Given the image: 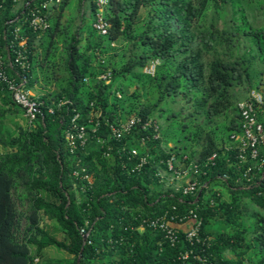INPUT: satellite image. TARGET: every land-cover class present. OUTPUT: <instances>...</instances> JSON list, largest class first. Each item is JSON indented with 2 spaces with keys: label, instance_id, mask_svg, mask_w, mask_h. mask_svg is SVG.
Wrapping results in <instances>:
<instances>
[{
  "label": "trees",
  "instance_id": "16d2710c",
  "mask_svg": "<svg viewBox=\"0 0 264 264\" xmlns=\"http://www.w3.org/2000/svg\"><path fill=\"white\" fill-rule=\"evenodd\" d=\"M83 1L66 13L72 0H25L18 8L17 0H0V52L25 50L28 86L44 102L33 125L19 124L17 134L0 109V264H264V165L240 158L232 137L241 130L237 103L248 96L239 86L249 92L263 82L264 25L248 20L240 0H109V32L102 34L93 25L96 0H85L90 15ZM230 3L239 22H206L209 4L221 15ZM38 8L49 23L44 31L30 25ZM123 40L130 52L119 63L112 43ZM155 59V73L146 72ZM108 71L107 82L100 74ZM0 93L13 112L22 110L7 87ZM97 110L93 131L89 118ZM76 112L88 138L72 149L66 132ZM133 115L141 120L132 132L111 138L108 123ZM258 117L264 123V105ZM148 120L158 129L145 126ZM173 153L186 166L199 163L201 190L183 194L166 184ZM191 209L201 219L193 241L181 225ZM164 214L176 220L174 243L144 224ZM51 246L69 256L44 261Z\"/></svg>",
  "mask_w": 264,
  "mask_h": 264
},
{
  "label": "built area",
  "instance_id": "2783aa9c",
  "mask_svg": "<svg viewBox=\"0 0 264 264\" xmlns=\"http://www.w3.org/2000/svg\"><path fill=\"white\" fill-rule=\"evenodd\" d=\"M108 2L109 0H96L98 9L93 25L102 34H107L110 27V21L104 15L105 6ZM42 5L46 7L48 2L45 1L42 3ZM30 25L35 31H44L48 28L49 23L44 15L40 12L39 8L32 10ZM14 32L16 36L19 37L20 27L17 26L14 29ZM158 62V59L151 61L145 66L144 70L148 73L154 74ZM28 67V58L25 54V50L22 47L15 48L13 56H11L9 49L6 53L0 52V86L1 88H8L14 102L23 110L24 116L27 118L28 125L32 126L34 121L38 118L41 111V105L44 102L39 98L34 90L28 86ZM110 76L111 71L100 74V77L104 78L107 82L110 80ZM67 101L69 100L62 99L60 100V103H65ZM237 105L240 112L241 130L232 134L235 145L234 147L239 148L238 156L242 159H247V155L252 158H257L258 164L256 165L261 168L264 165V156L261 154V150L264 149V123L259 119L258 113L264 105V93L258 89H251L249 95L246 98L239 100ZM50 111H53L52 107L50 108ZM100 114L101 111H94L89 118L93 123V131H96L99 127ZM79 116V112L74 114L72 117V127L66 132V138L69 142V146L72 149L76 148L78 145H85L88 138L87 126L86 124L78 123ZM139 120H141L140 116L133 115L125 120L109 122L108 126L110 137L121 139L125 134L132 132L133 126ZM147 125H154L155 129H158L156 121H145V126ZM156 136H158V134H156ZM99 140L103 141L102 138H99ZM111 148L112 145H108V150L105 152L109 154V150H111ZM130 153V156H136L138 154V149L136 147H132ZM216 156L217 152H214L207 158V162H213ZM146 162V155L141 156L139 162L135 166V169L140 168ZM167 165L168 169L175 177L184 178L183 183H181L176 190H181L183 194H194L198 190H201V183L194 178L196 173H198L200 170V165L198 162H192L190 165L186 166L185 163L179 160L173 153L168 157ZM253 166L254 164L248 166L245 174L249 173ZM74 173L77 174V170H75ZM225 176L226 175H224V177ZM84 177L91 179V176L88 174L84 175ZM187 217L188 219L186 222L181 224L186 230V238L190 241H193L195 238L199 240L198 235L201 226V219L194 209L190 210V214ZM144 224L155 229L163 230L165 237L172 243L176 242L179 238L177 229L178 226L176 224L174 215H172L170 218L167 216V214L156 217H147L144 219ZM81 232L84 236L88 235V231L85 230V228H81ZM188 257L189 251L186 250L184 253H182L181 258L187 259ZM197 258L202 260V257L199 255Z\"/></svg>",
  "mask_w": 264,
  "mask_h": 264
},
{
  "label": "rangeland",
  "instance_id": "374dc122",
  "mask_svg": "<svg viewBox=\"0 0 264 264\" xmlns=\"http://www.w3.org/2000/svg\"><path fill=\"white\" fill-rule=\"evenodd\" d=\"M24 1V0H23ZM236 7L235 9H237V3H235ZM240 4L243 5V7L245 8L248 20L250 22L253 23V25L255 26H262L264 25V0H240ZM76 6L75 0H72V2L70 3V5L67 7L66 9V13H68L72 8H74ZM88 7V3L85 5V8ZM237 13L234 14V9H233V4L230 3L227 7H224L222 14L218 15L215 10L213 5L209 4L208 8H207V17H206V22H210L211 19H214V21L216 22L217 25L219 26H224L225 24V20H230V22H239L238 19H236L235 21L232 19L233 16L235 17H239L240 16V11L237 10ZM142 22V21H141ZM115 44L118 47L119 53L117 55L112 56L113 61H118L120 62H124L126 61L128 54L130 52V42L123 40V41H115ZM245 47V40L244 38H242V40L240 41V51H242ZM262 85L261 87H264V75L262 76ZM239 94L241 96L243 95H247L248 94V85L244 84V85H240L239 88ZM243 98V97H242ZM186 102L184 100H181L179 103L174 104L175 108H179L181 105H184ZM188 104V103H187ZM184 112H186V110H184ZM20 121L23 122L24 124L27 122L26 117H24L22 114L19 116ZM20 122V123H21ZM22 123V124H23ZM171 144V143H170ZM164 175H166V184L172 186L174 189H177L178 186H180L181 183H183L184 178H177L175 177L172 173L170 172H166L163 170ZM225 198H229L230 194L229 191H227L226 189H224V194ZM251 210H253V207H251ZM227 255L229 257H234V253L228 251ZM64 256H69V254H67L64 251L59 250L57 247L55 246H51L48 249V253L47 256L44 257V261L46 262H52L54 259L58 258V257H64Z\"/></svg>",
  "mask_w": 264,
  "mask_h": 264
},
{
  "label": "crops",
  "instance_id": "0c3cea01",
  "mask_svg": "<svg viewBox=\"0 0 264 264\" xmlns=\"http://www.w3.org/2000/svg\"><path fill=\"white\" fill-rule=\"evenodd\" d=\"M24 1L23 0H17L16 7L18 8L19 6H21L24 3ZM87 3H88V7L85 8V5ZM91 7H92L91 6V1H85V0L83 1L82 11H84L86 13V15H90V13H91ZM261 89L264 90V87H261ZM14 108H16V107L11 106L10 104H6L5 99H4V94L0 93V109L1 110H6V112H7V115H6V118H5L4 121H5L8 129L11 131V133L17 134V132L19 130L18 129V125L23 123V122L20 121L19 116L21 114L24 116V114H23V111L22 110H18V109H16L17 111H14L13 112L12 110ZM26 124H27V122L25 124L23 123L24 126H26ZM0 150L1 151H4V147L1 144H0Z\"/></svg>",
  "mask_w": 264,
  "mask_h": 264
},
{
  "label": "clouds",
  "instance_id": "9594fccd",
  "mask_svg": "<svg viewBox=\"0 0 264 264\" xmlns=\"http://www.w3.org/2000/svg\"><path fill=\"white\" fill-rule=\"evenodd\" d=\"M58 1V0H57ZM48 2V5L50 4V1H47ZM47 5V6H48ZM46 6V7H47ZM112 44H115V42L114 43H112ZM156 60V59H155ZM153 61V60H152ZM145 68V67H144ZM252 89H257V88H252ZM34 90V89H33ZM258 90H261L263 93H264V90L263 89H261V88H258ZM34 92H35V90H34ZM249 92H250V90H249ZM249 92H248V95H249ZM242 99H244V98H242ZM242 99H240V100H242ZM24 114V113H23ZM27 119V118H26ZM26 125H28V121H27V124Z\"/></svg>",
  "mask_w": 264,
  "mask_h": 264
},
{
  "label": "water",
  "instance_id": "95a60500",
  "mask_svg": "<svg viewBox=\"0 0 264 264\" xmlns=\"http://www.w3.org/2000/svg\"><path fill=\"white\" fill-rule=\"evenodd\" d=\"M85 238H86V236H85Z\"/></svg>",
  "mask_w": 264,
  "mask_h": 264
}]
</instances>
